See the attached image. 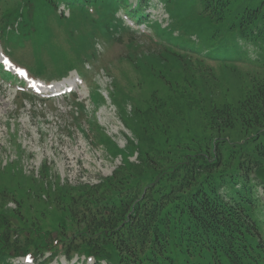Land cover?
<instances>
[{"label":"trees","instance_id":"obj_1","mask_svg":"<svg viewBox=\"0 0 264 264\" xmlns=\"http://www.w3.org/2000/svg\"><path fill=\"white\" fill-rule=\"evenodd\" d=\"M43 1L46 9L54 12L59 3L71 8L106 0ZM123 1L111 0L110 20L125 32L127 28L115 17ZM214 1L221 9L227 2ZM33 6V0H0V33L19 36L20 31L6 27L14 28L20 21L24 29ZM259 12L258 7L246 8L237 27L240 33L253 34L263 52L264 14ZM130 13L136 19L145 16L141 7ZM33 16L37 20L35 13ZM56 18L61 20V16ZM93 29H102L106 37L113 30L107 32L108 25ZM156 29L171 43L166 28L157 23ZM32 34L37 36L33 28L15 41L23 37L27 41ZM92 39L89 43L79 40L72 47L78 56L85 53L80 62L96 57ZM163 42L157 45L163 46L167 57L157 53V58L175 65L177 76L172 84L180 86L174 91H183L185 80L191 79L185 86L197 90L200 105L193 107L180 94L175 101L152 100L144 110L137 106L132 116L124 113L122 120L136 140L128 138L124 148L109 140L114 145L110 155H120L121 164L96 183L48 187L44 193L50 199L41 207L54 208L46 214L40 210L38 215H43L38 222L32 217L34 202L25 207L26 216L20 213V200L10 198L16 203V209L10 211L1 203L0 264H10V258L22 254L38 257L45 251L50 252L49 259L60 253L67 258L75 253L92 255L94 264L101 260L107 264H264V209L255 194L258 186L264 191V72L249 75V87L237 101L219 102L212 92H202L199 81L203 76H196L200 60L191 74L186 64L190 61L171 52L172 45ZM219 62L224 65L225 60ZM74 66L65 63L63 72ZM204 66L199 72L213 71L205 61ZM92 100L99 103L103 96L94 92ZM177 122L190 129L183 128L181 133L175 129ZM135 152L136 161L130 160ZM1 197L7 200L9 195L3 191ZM32 200L40 207L41 195ZM11 232L19 237L11 238Z\"/></svg>","mask_w":264,"mask_h":264},{"label":"rangeland","instance_id":"obj_2","mask_svg":"<svg viewBox=\"0 0 264 264\" xmlns=\"http://www.w3.org/2000/svg\"><path fill=\"white\" fill-rule=\"evenodd\" d=\"M131 1L134 0L123 1L120 7L124 12L130 9ZM226 1L221 9L219 2L210 0L209 9L204 14L208 0H150L143 7L146 13L143 21H131L126 13L127 16L121 10L117 12L116 16L130 29L122 32L116 22L110 20L111 0L71 7L73 16L59 21L56 17L60 14L64 17L69 15L66 5L61 3L56 11L51 12L42 4L43 0H33L35 8L32 7V16L26 17L25 28H21L19 21L14 28L7 26L6 29H17L21 35L33 28L37 36L30 35L31 40L24 44L23 40L15 41L20 35L3 34L0 52L2 47L9 56L14 51L16 57L13 63L31 76L46 72L62 73L65 69L63 65L72 62L78 72L87 75V80L74 88L70 95L41 99L26 88L22 89L23 92H16L18 84L0 78V204H5L4 210L16 209L12 199H18L23 203L20 213L26 216L25 207L30 206V201L36 205L38 201L32 199L41 195L40 207L34 205L31 208L32 217H36L38 222L43 215H38L40 210L46 214L53 207H41L50 199L44 193L48 187L53 188L59 183H95L100 177L110 175L119 164V158L110 155L114 152V145L109 140L119 147L126 146L128 138L136 140L121 116L126 112L132 116L137 106L144 110L152 100L157 103L175 101L182 94L189 99L187 103L197 107V90L185 86L191 79L185 80L183 91H174L180 86L172 84V79L177 76L175 65L157 58V53L161 57H167V54L163 46L156 45L149 37L168 41L166 37L156 35L159 30L153 23L167 26L171 39L168 44L172 45L170 51L190 61L186 64L191 74L195 73L191 68H195L196 61L200 60L196 76L199 73L203 76L199 81L203 94L212 92L219 102L237 101L249 87L252 80L249 75L264 72V42H260L262 52L259 43L253 40V34L247 35L242 30L240 33L238 21L246 8L258 7L259 14L263 15L264 0ZM98 25H108L110 30L107 32L113 28L109 37L103 34L102 29H92V26ZM83 39H86L85 43L93 40L92 50L97 58L80 63L85 53L81 52L82 55L78 56L71 47ZM221 59L225 60L224 65H220ZM204 61L213 71L199 72L203 67L206 69ZM189 63H193L191 67ZM0 74L11 78L9 74ZM76 75L71 70L66 79H77ZM78 81L81 82L80 79ZM95 86L104 96L99 107L89 103V92ZM17 89L21 90L20 87ZM84 107L88 114L83 111ZM148 115L149 119H153L152 114ZM130 123L133 127L132 119ZM183 128L190 129L186 124L183 127V123H176L175 129L182 133ZM97 135L100 141L103 139L104 145L98 141ZM3 191L9 195L7 200L1 197ZM255 191L262 199L264 209L263 190L258 186ZM10 229L17 232L15 225H11ZM262 233L264 235V231ZM10 234L11 238L19 237L15 232ZM11 264H92V261H82V257L76 255L70 260L60 255L51 261L41 257L37 262L13 258Z\"/></svg>","mask_w":264,"mask_h":264},{"label":"snow or ice","instance_id":"obj_3","mask_svg":"<svg viewBox=\"0 0 264 264\" xmlns=\"http://www.w3.org/2000/svg\"><path fill=\"white\" fill-rule=\"evenodd\" d=\"M27 259L31 262V259H32V258H31V257H28Z\"/></svg>","mask_w":264,"mask_h":264},{"label":"bare ground","instance_id":"obj_4","mask_svg":"<svg viewBox=\"0 0 264 264\" xmlns=\"http://www.w3.org/2000/svg\"><path fill=\"white\" fill-rule=\"evenodd\" d=\"M34 83H37V82L34 81Z\"/></svg>","mask_w":264,"mask_h":264}]
</instances>
